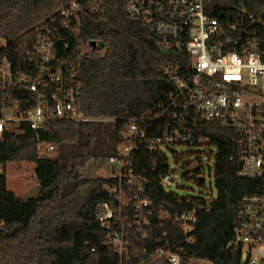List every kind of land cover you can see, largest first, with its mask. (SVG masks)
Listing matches in <instances>:
<instances>
[{
  "label": "trees",
  "instance_id": "obj_1",
  "mask_svg": "<svg viewBox=\"0 0 264 264\" xmlns=\"http://www.w3.org/2000/svg\"><path fill=\"white\" fill-rule=\"evenodd\" d=\"M73 1L0 0V57L9 59L18 73L34 75L36 70L26 55L38 42V27L59 20V13ZM83 1L94 2L96 11L87 14L71 31L59 26L51 40L56 43L60 61L66 66L78 64L79 108L87 116L115 118L117 122L54 121L37 132L22 123L6 131L0 140V166L34 163L40 193L37 199L25 202L8 189L5 170L0 169V264H149L166 246V240L184 245L181 229L173 220L166 228L157 222L148 239L133 230L127 232L130 254L122 261L110 244L112 229L93 216L96 204L114 203L106 186L115 183L87 178L83 171L92 163L116 156L125 120L147 114L162 101L172 83L161 73V66L176 58L159 51L145 25L127 17L126 0ZM243 7L261 13L264 0H221L225 10ZM92 41L103 42L104 48L94 49ZM20 89L15 99L27 109L24 99L31 93L26 86ZM153 125L148 128L153 129ZM199 134L217 149L218 193L215 199L199 204L196 242L188 248L189 254L212 264H241L240 251L228 245L234 239L242 199L260 192L263 183L237 176L241 162L235 131L218 122H204ZM40 141L54 146L52 157L56 161L40 157ZM133 159L140 173L150 179L155 177L151 169L154 161L163 164L158 154L147 151H140ZM147 196L154 201L157 212L166 203L173 212L185 209L158 183L152 185Z\"/></svg>",
  "mask_w": 264,
  "mask_h": 264
},
{
  "label": "built area",
  "instance_id": "obj_2",
  "mask_svg": "<svg viewBox=\"0 0 264 264\" xmlns=\"http://www.w3.org/2000/svg\"><path fill=\"white\" fill-rule=\"evenodd\" d=\"M95 6L94 2L74 0L59 13V20L38 27V42L26 55L36 70L34 75L18 73L9 59L0 57V140L8 129L22 123L37 132L54 121L117 122L87 116L79 108L78 64L66 66L60 61L51 40L59 26L71 31L81 25L87 14L96 11ZM126 12L130 20L145 25L159 51L176 58L161 66L172 87L152 111L125 120L117 155L108 159L115 185L106 186V191L114 203L96 204L94 218L112 229L110 244L122 261L130 254L129 230L148 239L154 224L160 222L166 228L173 220L181 229L184 245L166 240L149 264H212L191 257L188 248L196 242L199 204L216 197L213 190L198 197L172 191L175 171L171 162L181 159L179 149L214 147L199 133L202 123L218 122L238 136L241 169L237 176L263 183L260 192L242 199L228 248L240 251L241 264H264V12L247 7L225 10L221 0L218 5L215 0H126ZM24 86L31 93L24 99L27 109L15 99ZM38 150L43 159L55 152L54 146L42 141ZM140 151L163 159L160 166L154 161L153 179L143 176L133 159ZM159 167L164 170L159 172ZM187 178L202 186L206 183L201 172H191ZM156 183L185 209L173 212L166 203L157 212L147 196Z\"/></svg>",
  "mask_w": 264,
  "mask_h": 264
},
{
  "label": "rangeland",
  "instance_id": "obj_3",
  "mask_svg": "<svg viewBox=\"0 0 264 264\" xmlns=\"http://www.w3.org/2000/svg\"><path fill=\"white\" fill-rule=\"evenodd\" d=\"M179 151L183 153L181 159L177 163L171 162L172 170L175 171V185L171 187V190L181 196L194 197L206 195L213 190L214 197H217L215 172L217 150L206 146L199 150L182 148ZM0 169L2 172L5 170L8 189L22 199L38 187L34 163H8L6 166H0ZM191 172H201L206 180L205 185H199L188 179L187 175ZM83 174L90 179H111L113 175L108 159H103L96 164L92 163L83 171Z\"/></svg>",
  "mask_w": 264,
  "mask_h": 264
},
{
  "label": "water",
  "instance_id": "obj_4",
  "mask_svg": "<svg viewBox=\"0 0 264 264\" xmlns=\"http://www.w3.org/2000/svg\"><path fill=\"white\" fill-rule=\"evenodd\" d=\"M215 4L218 5L220 4V0H215ZM90 45L94 48V49H103L104 48V43L103 42H96V41H92L90 43ZM52 161H56V157H52L51 158ZM40 193V187H37L35 189H33L23 200L25 202H28L30 200H34L37 199Z\"/></svg>",
  "mask_w": 264,
  "mask_h": 264
}]
</instances>
